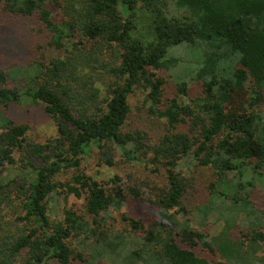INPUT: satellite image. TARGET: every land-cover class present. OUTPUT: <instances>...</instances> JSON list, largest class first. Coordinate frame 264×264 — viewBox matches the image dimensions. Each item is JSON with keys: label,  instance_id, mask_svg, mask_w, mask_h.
<instances>
[{"label": "trees", "instance_id": "16d2710c", "mask_svg": "<svg viewBox=\"0 0 264 264\" xmlns=\"http://www.w3.org/2000/svg\"><path fill=\"white\" fill-rule=\"evenodd\" d=\"M2 3L6 13L37 16L49 32V48L64 55L35 63L32 74L0 70V171L16 168L22 176L0 184V230L7 226L0 233V264H115L113 254L128 249L125 237L117 235L118 243L111 237L112 254L89 252L87 245L109 239L102 215L119 212L128 200L156 206L171 224L159 220L147 227L121 214L141 235L121 264H264V211L250 201L257 186L264 189V117L254 113L264 104V0ZM172 7L187 14L173 15ZM142 14L150 17L147 26ZM197 42L211 52L196 79L211 84L203 95L190 98L180 83L178 93L185 100L166 99L162 61L171 48ZM217 62L221 69L214 74ZM9 75L25 77V86L6 87ZM138 88L145 91L147 115L164 126L155 142L144 127L128 129L129 97ZM237 97L245 102L236 106ZM21 103L41 107L56 126L53 140L30 141L28 126L6 114ZM94 150L100 165H137L147 180L129 173L102 183L92 179L79 168ZM202 169L211 171L213 180L205 186L208 203L195 209L202 215L214 209L221 216L226 201L242 204L251 217L244 220L242 238L230 240L228 233L209 238L190 226L184 201ZM63 172H71L66 183L57 179ZM230 178L236 183L228 197L227 190L216 187ZM54 194L63 195L64 203L70 196L82 199V209L63 206L56 213L49 202ZM5 211L13 221H4ZM201 249L218 253L221 261L208 262L197 255Z\"/></svg>", "mask_w": 264, "mask_h": 264}, {"label": "rangeland", "instance_id": "374dc122", "mask_svg": "<svg viewBox=\"0 0 264 264\" xmlns=\"http://www.w3.org/2000/svg\"><path fill=\"white\" fill-rule=\"evenodd\" d=\"M46 7L51 11H57V9L51 4H47ZM176 11L177 10H174L173 7L170 10V12H172L171 14L178 17L187 14V12L183 10ZM140 18L142 25L147 26L150 17L147 16V14H142ZM49 37L48 30L45 25L37 19V16L25 19L21 16L6 13L3 11V3L2 0H0V70L8 71L10 69H20L26 70L28 74H32L33 70H35L33 66L35 63H45L52 57H62L64 55L62 51L56 52L53 48H49ZM49 49H51L52 52H50ZM209 52L211 51L202 42H197L195 46L182 45L180 47H174L168 51L166 59L162 61L163 68L161 73L165 79L164 97L166 99L179 96L185 100V98L178 93L177 86L180 83L186 84V92L190 98L198 97L205 93L207 86L211 84V82H205L203 79L197 80L196 75L197 70L204 66ZM218 58L224 59V57L222 58L220 56ZM212 65L214 74L221 69L218 62L215 64L212 63ZM227 65H229L228 62L225 67ZM212 78L209 76L207 79ZM25 84V77L19 76L16 79L12 78L11 75L7 77L6 87H24ZM248 85H250V83H248ZM242 92L245 97L249 90L245 89V92L244 90ZM144 98L145 91L141 88H138L134 94L129 97L131 111L128 120V129L137 125L144 127L145 130L150 133L151 141L155 142L164 132V126L157 118L147 115L142 107ZM241 101L242 103L245 102L244 100H239V97H237L236 106L240 105ZM254 113L260 114L264 117V104L258 106ZM6 114L12 120L16 121L17 124H25L28 126L27 137L32 142L43 144L48 140H53L57 136L55 124L43 113L39 106L30 103H21L16 106H11ZM118 160L119 158H117L116 161ZM132 165L133 164L121 166V168L104 167L99 164L97 153L94 150L91 157L83 160L79 170L101 183L106 182L114 175H127L128 173L133 176V178L139 179V181L148 177L146 174L142 173L139 166L135 165V167H132ZM200 171V182L197 180L198 183L194 187V190L186 196L184 201L187 210L190 211V214L188 215L190 226L203 232L205 235H208L209 238L222 235L223 233H228L230 240L242 238L245 233L244 224H247L244 220L250 221L251 219V217L245 212V206H242V204L234 206L233 200L226 201L224 207L227 210L221 216L214 209L206 215L200 214V211L195 209L197 207H203L208 203L209 191L206 190L205 186L208 182L213 180L211 171L207 169H202ZM70 175L71 172H63L61 175L57 176V179L62 183H66ZM14 178L22 180V176L16 168H7L0 171V184ZM230 179H232L230 182H226L225 184L223 182L219 183L216 187L220 191L227 190L226 193H229L228 197L232 196L236 183L234 178ZM150 181L151 178H149V182ZM257 187L258 188L253 190L250 201L255 209L264 211V189H262L261 186ZM59 197H61V202H59ZM63 197V195L54 194L49 201L50 206L52 205L56 207V213L61 212L60 210L63 206L73 208L77 212H80L79 210L82 209L83 204L82 199H76L74 196H70L64 203V200H62ZM236 198H239V196ZM5 213H7V216L4 218L5 222L14 220V216L11 212L5 211L4 214ZM121 214H125L127 217L134 220H143L147 227L155 225L159 220H163L167 224L170 223L162 218L164 212L161 209H158L156 206L147 207L133 200H128L119 212L110 210L107 214H103L102 216H104L106 220V225L103 227V230L107 232L109 239L103 243L100 241L94 243V240H92L88 242L87 250L90 252V249L93 250L94 248H97L98 251H102V253L106 251L107 253L112 254L111 251L113 248L112 246H109L111 237H114V241H116L115 243H118L119 240L117 238L115 239V237L121 235L125 237L128 249L123 250L120 248L118 255L113 254L115 264H121L123 260H125L124 257L127 253L136 248L134 243H141V235L138 232H133L131 230L129 224L121 219ZM181 215L182 213H177L175 216L179 221H185ZM164 216L166 215L164 214ZM6 227L7 226L4 228L2 225V229H4L0 230L1 234L6 232ZM127 237L132 239L133 243L129 242ZM198 253V256L206 258L208 262L213 261V263H216L221 261L218 253L211 255L209 251L202 249L198 250ZM107 264H113V262L107 261Z\"/></svg>", "mask_w": 264, "mask_h": 264}]
</instances>
